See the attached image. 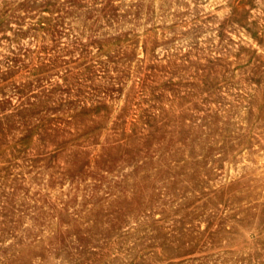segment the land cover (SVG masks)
Wrapping results in <instances>:
<instances>
[{
    "label": "rangeland",
    "instance_id": "rangeland-1",
    "mask_svg": "<svg viewBox=\"0 0 264 264\" xmlns=\"http://www.w3.org/2000/svg\"><path fill=\"white\" fill-rule=\"evenodd\" d=\"M0 264H264V0H0Z\"/></svg>",
    "mask_w": 264,
    "mask_h": 264
}]
</instances>
